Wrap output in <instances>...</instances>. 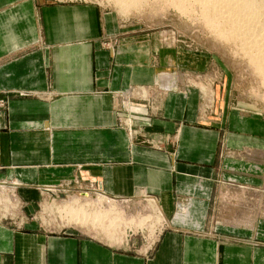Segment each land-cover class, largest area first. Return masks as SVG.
Returning a JSON list of instances; mask_svg holds the SVG:
<instances>
[{
  "label": "crops",
  "instance_id": "obj_1",
  "mask_svg": "<svg viewBox=\"0 0 264 264\" xmlns=\"http://www.w3.org/2000/svg\"><path fill=\"white\" fill-rule=\"evenodd\" d=\"M154 53L96 3L0 0V185L19 202L0 214V264H264V210L247 206L262 122L201 110ZM64 188L98 194L58 202L77 209L154 201L163 225L142 241L94 220L50 230L32 213Z\"/></svg>",
  "mask_w": 264,
  "mask_h": 264
},
{
  "label": "rangeland",
  "instance_id": "obj_2",
  "mask_svg": "<svg viewBox=\"0 0 264 264\" xmlns=\"http://www.w3.org/2000/svg\"><path fill=\"white\" fill-rule=\"evenodd\" d=\"M84 1L96 3L104 12H111L118 21L121 33L135 34L139 37H143L151 45L153 53L156 51V53H154L155 56L161 58L159 59V65L162 67L166 66L174 68V75H160L161 80L165 81L163 83H172L173 85H178V87L183 86V88L191 87L198 89L200 95L199 99H201V110L212 106L214 101H220V105L224 107L225 112L231 111L237 113L239 117L260 120L264 126V81L262 80L261 75L258 74V70H256V68L254 70L252 59L250 58V60L248 55H246V53L250 51L256 52L257 48L253 47L251 50L249 46H247L248 44L246 45L248 37H243L240 32L237 33L236 31V33H230L234 31V28L231 29L230 26L232 25L226 20V17H228L226 14L232 13L233 15L235 14L234 16L240 17L242 11L233 10L229 11V13H226L227 11L218 12V14L221 15H218L216 12V18L217 16H222L223 18L221 17L222 20L221 18H219L218 21L216 20V24L214 23L216 27L214 26V29L211 28L212 25L210 26L204 21V16L208 13L212 14L213 10H210L209 12V9L203 8L202 6L204 4H199L198 0H195L196 3L194 0H190L191 5L187 0V2L184 3H180L179 1V4L171 3L170 0ZM168 3L174 4L175 7ZM224 3L225 2H223V4ZM178 5L182 6L179 7ZM184 6L191 7H189L190 9L188 8L189 10L185 9V12L181 9L184 13L183 14L181 10L178 11L177 9L185 8ZM263 6L264 5H262V9L260 8L261 11H259L260 9L254 11L258 14L261 12L262 16H264ZM202 8L205 9L206 12ZM201 9L204 13H202ZM251 12L249 14H251ZM222 14L225 15L223 16ZM252 14L254 15V13ZM201 16L204 17V19ZM249 16L253 19L251 15ZM249 16L247 19L244 18V20H242V25L243 23L248 24L252 20H249ZM259 18L257 21L261 22L260 25L264 27L263 17H261L262 19ZM217 26L219 27L218 29H216ZM220 28L226 32H224L226 35H223L225 37H222L223 32ZM228 28L232 31H229ZM213 29L215 32H213ZM217 30L221 35L217 33ZM227 34H229V36ZM237 34L241 35L240 38L239 35L237 37ZM246 50H248V52H246ZM144 92L143 88V93ZM246 152H248V150L244 152L245 155L247 154ZM251 155H253V158L252 160H248L249 162L247 163L253 166V179L255 180V185L252 187L254 190L250 191L252 201L247 203V206L250 208L252 206V210L262 211L264 210V208H262V204H264V149L255 147L251 151ZM259 180L263 185H259ZM6 188L12 190V193L10 194L17 197L13 188ZM78 191L79 192L70 188H64L61 193H57L56 195L50 194V196H47L44 194V196H40L38 199L39 202H37V207L33 210L32 215L35 216V220L39 224L46 228H50V230H58V227L61 228L64 226L78 227L79 225H83L84 222L82 224L73 223V221L69 223L61 222V218L52 211L55 207L54 204H57L60 199H63L68 195H87L89 197L91 196V193L89 192H94L83 188ZM83 192L87 193L84 194ZM93 195L98 194L94 192ZM80 198L81 197H78L77 199ZM253 202L255 204H252ZM150 204L151 208L149 207ZM92 206V208H89L85 207L83 203H80V207L86 210V212L88 211L87 213L90 217L97 216L94 220L96 222H92L95 227L109 226L111 228H123L131 225L130 227L133 228V232H139L136 235L138 241H142L144 234L146 237L151 235L150 229H156L157 227L161 228L164 222L162 215L161 217L160 214L157 215L159 212L154 201H150L145 205L143 204L140 206V209L133 207L130 211L126 210L125 213L116 203H95ZM146 206L149 208L148 211L144 210ZM15 211H17L16 214H18L19 207L15 209ZM145 212L147 213L146 215ZM118 215L120 217H117ZM117 218H122L123 220L119 221ZM112 219H114V222L110 223L109 221ZM91 220L92 219L87 221L86 224ZM14 221L20 222L21 220L15 219ZM102 231L104 232L105 230ZM87 232L91 233V231ZM96 236L102 238L101 235Z\"/></svg>",
  "mask_w": 264,
  "mask_h": 264
},
{
  "label": "bare ground",
  "instance_id": "obj_3",
  "mask_svg": "<svg viewBox=\"0 0 264 264\" xmlns=\"http://www.w3.org/2000/svg\"><path fill=\"white\" fill-rule=\"evenodd\" d=\"M100 1H102V0H100ZM106 1V0H105ZM104 1V2H105ZM108 1V0H107ZM180 1V3H184V2H189L190 3V5H191V2H190V0H170V2L171 3H177V4H179L178 2ZM195 1V0H194ZM194 1H193V3H194ZM199 2V4H201V5H203L202 7L203 8H207V9H209L208 11L210 12V10H213V13L212 14H210V13H208L207 15H209V16H207V15H205V14H203V15H205L204 17H205V19H204V17H202L203 19H204V21L208 24V25H212V27L211 28H214V23L216 22V20L218 21V19L219 18H221V17H219V16H217V18H216V16L215 15H217L218 14V12H223V11H227L226 13H229V11H233V10H238V11H242L241 13V16L240 17H238V16H234L232 13H229V14H226L228 17H226V20H228L229 21V23L232 25V26H230L231 27V29L232 28H234V31H232L231 29L229 30V28H228V30L229 31H232V32H230V33H236V31H237V33L238 32H240L241 33V35L243 36V37H245V36H247L248 38H247V41L248 42H246V41H244V42H246V45L247 46H249V48L251 49V48H253V47H256L257 49H256V52H252V51H250V52H248V50H246V52H248V53H246V55H248V58L250 59H252V66H254V70H255V68H256V70H258L257 72H259L258 74H260L261 75V78H262V80L264 81V27H262L260 24H261V22H258L257 21V19L259 18V16H260V18L261 17H263V19H264V16H262V13L260 12L259 14L257 13V12H255L256 10H258V9H262V5H264V0H198ZM223 2H225L224 4H223ZM195 3H196V1H195ZM118 4V3H117ZM122 4V3H121ZM169 4V3H168ZM188 4V3H187ZM169 5H173V7H175V5L174 4H169ZM185 5V4H184ZM189 5V4H188ZM205 5H207V6H205ZM179 6V5H178ZM177 6V7H178ZM182 6V5H181ZM181 6H179V7H181ZM199 7H201L200 5H198ZM178 7V8H179ZM185 8H180V9H177L178 11L179 10H181V9H183V11L185 10V9H187V10H189L190 8L189 7H191V6H184ZM264 7V6H263ZM162 8V7H161ZM189 8V9H188ZM202 8V9H203ZM201 9V10H202ZM261 9L259 10V11H261ZM264 9V8H263ZM200 10V11H201ZM203 10H205V9H203ZM203 10H202V13H204L203 12ZM255 10V11H254ZM252 11V12H251ZM254 11V12H253ZM258 11V12H259ZM181 12H182V10H181ZM180 12V13H181ZM185 12V11H184ZM205 12H206V10H205ZM216 12H217V14H216ZM251 12V14H249ZM183 13V12H182ZM202 13H201V15H202ZM235 13V12H234ZM252 13H254V15L252 14ZM184 14V13H183ZM224 14V15H225ZM233 15V16H231V15ZM238 14V13H237ZM236 14V15H237ZM263 14H264V11H263ZM218 15H221V14H218ZM223 15V14H222ZM223 15V16H224ZM249 15H253L252 17H253V19L249 16ZM250 17L249 18V20L250 19H252L250 22H251V24H250V22L248 23V24H244L243 23V25H242V23L241 22H243L242 20H244V18H246L247 19V17ZM223 18V17H222ZM222 18H221V20H222ZM225 18V17H224ZM228 18V19H227ZM259 18V19H260ZM245 19V20H246ZM262 19V18H261ZM227 21V22H228ZM263 22H264V20H263ZM223 23V22H222ZM216 24V23H215ZM219 24V23H218ZM220 25V24H219ZM228 25V24H227ZM262 25H263V23H262ZM243 26V27H242ZM216 27V26H215ZM210 28V29H211ZM219 27L217 26V28L216 29H218ZM215 29V28H214ZM214 29H213V32H215L214 31ZM220 29H222V28H220ZM227 30V31H228ZM228 31V32H229ZM222 37H225V36H223L226 32L225 31H223V29H222ZM225 32V33H224ZM217 33H219V35H221V33L217 30ZM229 33V34H230ZM229 34H227L228 36H229ZM218 35V36H219ZM226 35V34H225ZM232 35V34H231ZM230 35V36H231ZM238 35L239 34H237V37H238ZM241 35H239V38H240V36ZM227 36V37H228ZM233 36H234V34H233ZM242 37V38H243ZM236 38V37H235ZM249 38H251V39H249ZM232 39V38H231ZM246 39V38H245ZM249 39V40H248ZM237 41V40H236ZM260 41V42H259ZM245 44V43H244ZM246 47V46H245ZM243 49V48H242ZM246 49V48H245ZM244 50V49H243ZM252 50V49H251ZM250 59V60H251ZM262 81V82H263ZM204 104V103H203ZM50 191H53V192H56V190H51L50 189ZM7 192V193H6ZM10 193H12V190H10V189H7L6 187H5V185H0V214H2V216H16V213H17V211H15V209H17L18 207H19V202H18V198L17 197H15V196H13V194H10ZM100 198V197H99ZM89 200V199H88ZM100 201H102V200H100ZM105 201H106V199H105ZM251 201V200H250ZM249 201V202H250ZM104 202V201H103ZM108 202V201H107ZM83 203V202H82ZM261 203V202H260ZM58 204V203H57ZM74 204V203H73ZM73 204H71V202L70 201H67V202H61L60 204H58V205H55V207L53 208V210L52 211H54V213L55 214H57L61 219H62V221L63 222H65V223H69V222H71V221H73V223H83V222H86V221H88L89 219H92V220H95L96 219V217L95 216H92V217H90V215L88 214V213H86V210H84L83 208H81V207H79L78 209H77V207H74V205ZM76 204V203H75ZM80 204V203H79ZM252 204H255L254 202L252 203ZM100 205V204H99ZM248 205V204H247ZM91 206V205H90ZM262 206L264 207V204H262ZM87 207H88V203H87ZM110 207H111V205H110ZM92 208V207H91ZM251 208H252V206H251ZM148 207H145V211H148ZM151 210V209H150ZM95 211V210H94ZM104 212V211H103ZM109 213V212H108ZM125 213V212H124ZM154 213V212H153ZM95 214H98V213H95ZM147 213L145 212V215H146ZM91 215H92V213H91ZM112 215V214H111ZM125 216V215H124ZM141 216V215H140ZM143 216V215H142ZM117 217H120L119 215L117 216ZM152 217V216H151ZM156 217V216H155ZM108 218V217H107ZM157 218V217H156ZM155 218V219H156ZM101 219V218H100ZM109 219V218H108ZM111 219V218H110ZM119 221L120 220H123L122 218H117ZM152 219V218H151ZM240 219V218H239ZM114 219H112V220H110L109 222L110 223H112V222H114L113 221ZM142 220V219H141ZM150 220V219H149ZM108 221V220H107ZM117 221V220H116ZM146 221V220H145ZM96 222V221H95ZM121 223V222H120ZM120 223H118V224H120ZM84 224V223H83ZM86 224V223H85ZM110 225V224H109ZM113 225V224H112ZM145 225V224H144ZM116 228V227H115Z\"/></svg>",
  "mask_w": 264,
  "mask_h": 264
},
{
  "label": "built area",
  "instance_id": "obj_4",
  "mask_svg": "<svg viewBox=\"0 0 264 264\" xmlns=\"http://www.w3.org/2000/svg\"><path fill=\"white\" fill-rule=\"evenodd\" d=\"M6 99L0 95V109L5 105Z\"/></svg>",
  "mask_w": 264,
  "mask_h": 264
}]
</instances>
